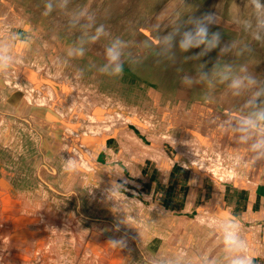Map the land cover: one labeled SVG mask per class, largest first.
<instances>
[{
	"label": "rangeland",
	"instance_id": "1",
	"mask_svg": "<svg viewBox=\"0 0 264 264\" xmlns=\"http://www.w3.org/2000/svg\"><path fill=\"white\" fill-rule=\"evenodd\" d=\"M47 2L0 0V42L10 65L0 69V264H174L171 256L183 251L148 247L175 233L177 222H167L165 232L154 229H164L166 217L127 175H138V160L169 163L167 151L149 145L168 142L222 180L264 178V160L252 165L230 146L185 130L193 94L227 97L249 111L251 92L233 96L228 82L209 87L201 73L247 65L264 87V40L244 27L247 19L255 23L254 10L249 0H68L66 7L51 0L45 15ZM208 13L217 17L209 30L220 33L219 47L193 59L202 49L181 52L178 35L165 49L163 37L191 29L190 18ZM101 25L104 34L93 42ZM115 38L126 44L120 78L100 72ZM107 136L120 153L107 149ZM69 160L77 163L72 174L64 170ZM210 217L201 222L218 231L220 219ZM254 219L246 217L241 235L264 255V226Z\"/></svg>",
	"mask_w": 264,
	"mask_h": 264
},
{
	"label": "crops",
	"instance_id": "2",
	"mask_svg": "<svg viewBox=\"0 0 264 264\" xmlns=\"http://www.w3.org/2000/svg\"><path fill=\"white\" fill-rule=\"evenodd\" d=\"M190 84L196 87V81ZM197 97L193 94L189 98L191 102L186 133L192 138L204 139L205 142L230 146L237 153L241 146L235 143L239 134L234 129L237 118L248 111L238 110L239 106H233L227 97ZM178 128L181 129L180 125ZM173 137L179 138L175 135ZM104 140L108 150L120 153L116 139L107 136ZM149 145L153 149L167 151L169 163L160 164L153 158L136 161L138 175H127L130 186L140 187L148 197L145 203L157 206L160 210L158 214L166 217V227L154 229L165 232L170 224L167 222L171 221H176L177 225L175 233L164 241L158 236L150 241L148 248H155L159 254L163 246L176 252L183 251L182 254L186 255L174 253L171 256L168 254L170 251H167L169 258L171 256L169 260H173L174 264H227L218 231L213 227H205L207 223L201 221L208 216L220 219L231 215L240 219L242 227L248 228L246 217L255 216L254 222L264 226V178L252 175L249 178L237 176L231 181L222 180L202 170L199 164L187 162L175 145L168 142L160 146L154 143ZM100 153L104 163H107L108 151ZM247 246L252 264H264V255L254 252V243Z\"/></svg>",
	"mask_w": 264,
	"mask_h": 264
},
{
	"label": "clouds",
	"instance_id": "3",
	"mask_svg": "<svg viewBox=\"0 0 264 264\" xmlns=\"http://www.w3.org/2000/svg\"><path fill=\"white\" fill-rule=\"evenodd\" d=\"M254 13L255 23L251 19L244 21V27L249 30L255 40H264V3L262 0H249ZM68 0H62V7H66ZM53 11V3L51 0L45 4V15ZM84 17L86 13L81 11L77 14ZM192 27L181 33L179 28L174 29L167 36L163 37L162 44L166 50H171L179 35V49L181 52H188L191 49L201 48L202 51L197 57L204 56L216 49L220 45V33L211 32L209 26L217 23V17L211 13L204 14L200 17H192L189 19ZM104 34V28L101 25L96 29L95 35L91 40L95 42ZM126 44L120 38H115L105 49L106 63L100 68L103 75L120 78L123 76L124 64L122 57L125 55L124 48ZM235 46V45H233ZM225 49H221L223 53ZM3 44L0 42V69L10 68L5 62L3 56ZM72 50L69 55H72ZM77 56H83V48L75 50ZM200 82H206L209 87H214L215 83L228 82V88L233 96H241L246 92H251V96L247 100L249 111L237 118L235 131L239 134L238 143L241 148L237 153L244 158L250 156V161L255 164L257 161L264 160V87H258L257 78L249 72L247 65H240L239 69H235L233 65L225 63L217 65L211 75L201 73ZM185 83H192L187 77L184 78ZM254 90V91H253ZM259 101V103H258ZM77 169L76 161L69 160L65 165V172L72 174ZM118 188L119 185H114ZM217 230L221 239V246L225 254L227 264H252V257L248 253V246L244 237H242V226L240 219L231 215H225L220 218ZM113 245L119 241H113Z\"/></svg>",
	"mask_w": 264,
	"mask_h": 264
},
{
	"label": "bare ground",
	"instance_id": "4",
	"mask_svg": "<svg viewBox=\"0 0 264 264\" xmlns=\"http://www.w3.org/2000/svg\"><path fill=\"white\" fill-rule=\"evenodd\" d=\"M57 68H58V67H57ZM94 109H95V106H94ZM94 109H92V111H93ZM103 112H104V111H103ZM100 115H101V113H100ZM78 116H79V115H78ZM92 117L94 118V121H95V120L97 121L98 116H96V114H95V115H92ZM99 118H100V117H99ZM98 120H100V119H98ZM94 121L91 122V125H90V124L88 125V127L91 126V128H89L90 131H92V128L94 127V125H93V122H94ZM87 129H88V128H87ZM93 130H94V129H93ZM83 134H84V133H83ZM84 135H85V134H84ZM129 137L132 138L133 140H136V139H137L136 136H131V135H129ZM138 139H140V138H138ZM138 139H137V140H138Z\"/></svg>",
	"mask_w": 264,
	"mask_h": 264
}]
</instances>
